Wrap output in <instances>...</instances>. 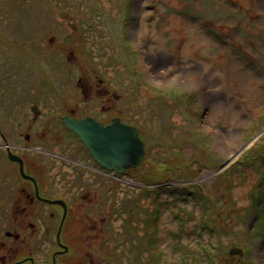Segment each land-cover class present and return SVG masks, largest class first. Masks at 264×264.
Wrapping results in <instances>:
<instances>
[{
  "label": "rangeland",
  "instance_id": "obj_1",
  "mask_svg": "<svg viewBox=\"0 0 264 264\" xmlns=\"http://www.w3.org/2000/svg\"><path fill=\"white\" fill-rule=\"evenodd\" d=\"M69 23L81 40L61 47ZM0 31L20 47L0 40V54L16 51L2 63L11 86L0 110L14 122L0 125L80 215L68 231L88 235L67 264H264V0H0ZM226 75L236 79L224 90ZM98 79L133 117L149 106L163 120L153 131L139 122L145 155L124 173L100 167L60 122L68 108L98 107ZM3 162L13 179L17 165Z\"/></svg>",
  "mask_w": 264,
  "mask_h": 264
},
{
  "label": "flooded vegetation",
  "instance_id": "obj_2",
  "mask_svg": "<svg viewBox=\"0 0 264 264\" xmlns=\"http://www.w3.org/2000/svg\"><path fill=\"white\" fill-rule=\"evenodd\" d=\"M76 27L77 37L81 40L80 26L76 24ZM30 30H33L32 34H30V38H33L34 35H36L35 31L31 28ZM3 32L4 31H0V36H4V39H1L0 37V40H5V43H8L9 45L11 42H14V49H20L19 42L14 39L11 41V38L5 36ZM64 36H62L57 42L61 47H69V45H65L62 42ZM55 43L56 42L52 37L48 40L47 45L51 46ZM45 49L46 46L43 50ZM11 50L13 51L12 48ZM13 53H16V51H13ZM13 53H11L10 57H5L4 52L0 54V110L6 107V105H9L10 96H8V93L6 95L4 90L6 87L9 88L11 86L10 84L7 85L5 80H1L6 76L4 74L5 67L2 63H6V66L8 67L9 63H12L16 58ZM45 53L46 51H43L42 54ZM98 82L99 83H97L96 87V90L100 91L96 100L98 107L90 109L81 115L75 113L77 109L68 108L64 111V114L61 115L60 122H62L63 116L76 119L90 116L103 124L112 122L113 118H119L120 122L131 124L137 122L136 124H133L137 128L140 124L139 122H151L150 126L149 124H147V126L152 131L155 130L158 125L157 123L154 127V123L152 122H163L162 119L156 117V112L158 110L155 112V110H151L149 106L148 108H145L146 111H143L140 119L133 117L129 108L118 105L120 100L117 98L118 96L116 94L111 93L109 90L111 88L104 85L102 79H98ZM89 85L93 87L91 84ZM109 95H111V97H109ZM198 100L199 99H196V104H199ZM13 101L14 103H18V96H16ZM32 105L30 108L35 107L37 113H39V107L36 104ZM150 111L154 115L153 117L149 116L151 114ZM165 121L172 122L170 118H166ZM0 122L14 121L10 116L8 117V121L2 116L0 117ZM25 135L28 136V134ZM25 135L24 137H26ZM13 142L12 137L8 139L6 138L4 126L0 125V152L2 153V158L0 159V264H67L69 262V252L79 249H81V251L84 250L82 246H78L79 242L77 240L81 239L80 233L78 231L76 233L68 231V219H74L75 222L77 220L80 221V215L78 213L77 215L75 214L77 220L75 216L71 217L69 215V212H72L70 209L71 203L68 202L65 197L63 198L59 194L52 193L50 181L53 179L55 180L54 176L51 175L50 177L48 170L40 171L28 167L24 157L20 153L18 155L22 158L24 173L30 178L22 176L19 169V163L15 161H12L17 165L12 168L13 171L11 173L14 175L13 179L5 176L6 168L3 159L7 156L6 145L14 147ZM58 172L61 171L59 170ZM59 179L61 178L59 177ZM10 180H13L17 186L7 185L10 184ZM35 226L39 228V231L44 228L41 237H37L36 234L39 232L36 233L34 230ZM54 227H56L55 232ZM82 234H84L83 231ZM87 236L88 235H86L84 239H87ZM47 239H49L50 244L44 246L43 242L46 244ZM84 239H81V241ZM41 240L43 242L39 244V241ZM94 245L95 243L88 247H91V254L98 258L100 255L96 254L95 251L99 249L100 246L98 245L95 248ZM86 252L89 253V250H86Z\"/></svg>",
  "mask_w": 264,
  "mask_h": 264
},
{
  "label": "water",
  "instance_id": "obj_3",
  "mask_svg": "<svg viewBox=\"0 0 264 264\" xmlns=\"http://www.w3.org/2000/svg\"><path fill=\"white\" fill-rule=\"evenodd\" d=\"M62 17L64 18L65 15L62 14ZM69 26L71 32L63 37L62 42L74 47L80 39L77 37L76 24L69 23ZM31 110L35 118L38 114L37 110L35 107ZM62 122L83 143L93 160L104 169L124 173L130 168H136L143 160L145 142L138 128L131 123L120 122L119 118H113L112 122L103 124L90 116L80 119L63 116ZM6 147L8 159L18 162L20 173L30 178L24 173L22 158L17 153H13L9 145ZM233 252L241 253L239 249L230 251Z\"/></svg>",
  "mask_w": 264,
  "mask_h": 264
},
{
  "label": "bare ground",
  "instance_id": "obj_4",
  "mask_svg": "<svg viewBox=\"0 0 264 264\" xmlns=\"http://www.w3.org/2000/svg\"><path fill=\"white\" fill-rule=\"evenodd\" d=\"M133 14H134V16H135V21H136V19L138 18V12H137V9H134L133 10ZM138 21V20H137ZM134 26L133 27H131L132 28V31H133V33H135L136 35H137V33H138V35L140 36L141 34H142V31H143V28L141 27V26H138L137 24H133ZM136 35H135V38H136ZM162 63H164V62H162ZM172 77H173V80H178V76L177 75H172ZM233 76H227L226 75V77H219V85L220 86H225L224 88V90H226V86L227 87H229L230 85H231V82H229V80H234V79H236L235 77H233ZM218 78V77H217ZM162 79H165V77L163 76L162 77ZM212 81L214 82V83H216L217 82V79H212ZM243 85L245 84V83H242ZM215 95V99H216V104H214L213 106H215L219 111H221V112H224V111H229V109L227 108V106H224V105H221L220 104V100H222L223 99V101H224V98L221 96V94L218 92V90H213V92H212V95ZM204 98H205V100H206V98H207V101L209 100V98H210V95H208L206 92H205V96H204ZM204 100V101H205ZM98 122V121H97ZM90 154V153H89ZM91 156V155H90ZM92 157V156H91ZM23 176V175H22Z\"/></svg>",
  "mask_w": 264,
  "mask_h": 264
},
{
  "label": "trees",
  "instance_id": "obj_5",
  "mask_svg": "<svg viewBox=\"0 0 264 264\" xmlns=\"http://www.w3.org/2000/svg\"><path fill=\"white\" fill-rule=\"evenodd\" d=\"M153 134H154V133H153ZM154 135H155V134H154ZM142 137H143V136H142ZM142 137H141V138H142ZM188 179H189V178H188ZM189 181H191V179H189ZM205 223H210V222H206V221H205ZM202 225H204V224H202ZM147 241H148V240H147ZM147 245L152 246V240H151L150 243L148 242ZM146 247H147V246H146ZM157 257H159V254L157 255ZM151 259H152V258H151ZM156 259H157L156 257H153V259L150 260V261H154V260H156Z\"/></svg>",
  "mask_w": 264,
  "mask_h": 264
},
{
  "label": "clouds",
  "instance_id": "obj_6",
  "mask_svg": "<svg viewBox=\"0 0 264 264\" xmlns=\"http://www.w3.org/2000/svg\"><path fill=\"white\" fill-rule=\"evenodd\" d=\"M12 151V150H11ZM14 153V152H13ZM8 158V157H7Z\"/></svg>",
  "mask_w": 264,
  "mask_h": 264
}]
</instances>
